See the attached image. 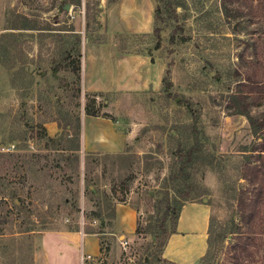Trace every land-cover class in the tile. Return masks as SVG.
<instances>
[{
    "label": "rangeland",
    "instance_id": "1",
    "mask_svg": "<svg viewBox=\"0 0 264 264\" xmlns=\"http://www.w3.org/2000/svg\"><path fill=\"white\" fill-rule=\"evenodd\" d=\"M87 1L97 0H0V264H152L144 261L147 218L165 197H178L185 179L180 234L168 237L166 255L179 243L172 252L179 264H234L236 194L246 185L239 174L244 152L264 139V102L248 115L233 113L227 102L253 45L264 48V18L225 0H170L177 19L161 28L157 42L153 21L149 33L109 28L107 10L118 0H99L97 18L87 21ZM237 8L245 14L234 16ZM108 43L148 55L162 77L169 66L171 85L161 80L160 89L142 94L87 92L94 74L105 86L104 73H119L116 61L107 68L106 48L95 46ZM89 103L99 113L92 125ZM91 126L126 135L124 145L86 147L90 136L98 138ZM179 147L195 153L181 169ZM74 152L78 177L72 161L60 158ZM199 230L211 232L209 247L205 240L192 246ZM81 231L100 243L99 254L84 262ZM256 237L237 264H264V232Z\"/></svg>",
    "mask_w": 264,
    "mask_h": 264
},
{
    "label": "trees",
    "instance_id": "2",
    "mask_svg": "<svg viewBox=\"0 0 264 264\" xmlns=\"http://www.w3.org/2000/svg\"><path fill=\"white\" fill-rule=\"evenodd\" d=\"M112 1V0H110ZM228 3H237L241 7L246 8V13L251 15H258L264 18V0H256V4L253 5L255 0H225ZM154 13H153V33L157 35V42H159V31L161 28L169 24V22L177 19V5L167 0L162 3L161 0H153ZM97 1L86 2V20L90 21L91 18H97L99 13ZM245 14L242 9L237 8L234 10V16ZM98 25H100L98 19H96ZM178 29V28H177ZM177 29H173L176 33ZM171 38L173 35L171 34ZM253 58L245 61L246 69L244 73L239 74L235 90L229 96L227 107L233 110V113L248 115L249 109L254 106H258L264 102V48H257L254 44ZM80 69L79 63L72 67L73 71ZM169 66L165 68V75L162 77V81L166 82V86L171 85V81L168 79ZM97 95V94H94ZM93 95V96H94ZM93 103L94 100H91ZM92 103L85 105V113L91 116L99 115L98 110L92 105ZM102 116H108L107 113H103ZM261 126H264L263 121L259 122ZM64 149V148H63ZM70 150L76 151L79 149L77 145L69 147ZM194 150L192 148L184 149L179 147L177 155L182 158L183 166H186L188 160L194 157ZM63 156V157H62ZM61 160L72 161L73 166H70L71 171L75 170L76 177L78 174L79 155L77 152L67 155V153L61 154ZM188 174H185L187 177ZM184 177V178H185ZM239 179L246 181L245 186H240L236 194V214L241 227L234 228L232 230L233 243L230 245V256L234 260V264H237L243 260L245 256L250 254L249 244L255 243L259 240L260 234L264 232V139L261 143L255 147H252L250 151L244 152V161L240 169ZM183 186L175 189L178 197L169 195L165 197L164 207L160 206L154 213L148 216V223L143 229L144 232L150 235V240L147 243V251H145L144 261L159 264H177L162 256L164 247L170 234L177 232V218L180 208L183 206V201L188 198L189 186H187L186 179L183 181ZM89 189V186H88ZM168 193V192H167ZM166 193V194H167ZM174 200V204L170 205V200ZM174 211L173 216L169 214V211ZM112 210V216H113ZM93 214L96 217H100V213L94 211ZM259 220V222H258ZM140 227L136 226L135 232L139 233ZM208 234L206 243L209 247L212 242L211 232L206 231ZM257 234V235H256ZM259 234V235H258ZM218 241L223 239V236L217 235Z\"/></svg>",
    "mask_w": 264,
    "mask_h": 264
},
{
    "label": "crops",
    "instance_id": "3",
    "mask_svg": "<svg viewBox=\"0 0 264 264\" xmlns=\"http://www.w3.org/2000/svg\"><path fill=\"white\" fill-rule=\"evenodd\" d=\"M153 0H118L115 5L111 6L107 10V17L112 14L111 19L108 18V26L111 29L112 25H119V27L130 28L129 30L136 33H149L152 30V21H153ZM117 23V24H116ZM110 32V30H108ZM115 33V32H111ZM97 47L106 48V61L108 63L107 68H113V63L116 61V64L119 69L118 74H114L113 71L109 70V73H104V76L108 77V83L105 86L102 84H98L97 78L95 74L88 80L87 87L85 90L87 92H91L93 94H111V91L124 90L126 92H134V93H146L149 90L155 91L160 89L163 68L154 64L150 57L146 54H142L139 52L135 53H127L121 50H117L110 43L108 44H96ZM109 61L111 63L109 64ZM92 68H94L97 73L100 65L96 64V62L91 61ZM95 78V79H94ZM116 85V87H115ZM118 87V88H117ZM114 89V90H113ZM90 122V125L95 121H97L96 116H87ZM92 127V126H91ZM93 128V127H92ZM98 130L97 137L90 136V144L86 147H90L94 150H99L100 148H115L121 146L122 143L124 145V139L127 137L120 133L117 135L116 132L108 129L101 128H93ZM91 135V133H90ZM106 136V138H105ZM120 136V143H116L112 140V137ZM115 142V143H113ZM122 147V146H121ZM101 151V150H99ZM122 208V207H121ZM123 209V208H122ZM118 208L116 211L118 212ZM119 214L117 213L115 224L120 227L121 220L118 219ZM85 236L82 238V249L83 252L88 253L90 256H97L100 252V243L99 239L95 234L82 232V235ZM180 234V232H175L172 235ZM81 235V234H80ZM81 235V236H82ZM171 235V234H170ZM189 234H185L184 237H187ZM195 236L194 239H198V242H194L192 246L195 248H200L203 245V241L207 239L206 231H196L193 233ZM122 237V236H121ZM77 236L73 239L74 245L76 243ZM174 242V241H173ZM179 243L176 245H172V250L169 252V256L166 255V250H163L162 256L179 264L178 260L175 259L174 253L177 250ZM72 246V245H71ZM180 246V245H179ZM171 254V255H170ZM201 256V255H200ZM199 256V257H200ZM76 258V256H75ZM195 258L190 257V262L194 261ZM181 264H189V263H181Z\"/></svg>",
    "mask_w": 264,
    "mask_h": 264
},
{
    "label": "built area",
    "instance_id": "4",
    "mask_svg": "<svg viewBox=\"0 0 264 264\" xmlns=\"http://www.w3.org/2000/svg\"><path fill=\"white\" fill-rule=\"evenodd\" d=\"M81 235H82V231H81ZM88 258H90V255L88 254V253H83V252H81V254H80V260L81 261H85L86 259H88Z\"/></svg>",
    "mask_w": 264,
    "mask_h": 264
},
{
    "label": "water",
    "instance_id": "5",
    "mask_svg": "<svg viewBox=\"0 0 264 264\" xmlns=\"http://www.w3.org/2000/svg\"><path fill=\"white\" fill-rule=\"evenodd\" d=\"M68 8V5H66V9Z\"/></svg>",
    "mask_w": 264,
    "mask_h": 264
}]
</instances>
